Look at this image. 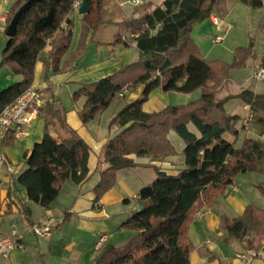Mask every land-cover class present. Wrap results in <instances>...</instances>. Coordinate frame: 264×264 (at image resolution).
Here are the masks:
<instances>
[{
	"label": "trees",
	"instance_id": "1",
	"mask_svg": "<svg viewBox=\"0 0 264 264\" xmlns=\"http://www.w3.org/2000/svg\"><path fill=\"white\" fill-rule=\"evenodd\" d=\"M81 1L15 0L7 26L14 14L26 7L15 36L6 38L0 68H8L11 76L21 80L0 91V112L33 87L38 62L44 68V80L50 74L64 73L83 56L101 27L116 26L113 44L124 48L133 44L138 60L97 82L80 84L71 97L80 108L82 123L88 124L112 103L125 102V93L142 89L139 98L126 103L110 121L109 127L119 132L103 147L101 159L107 167L99 171V181L92 190L93 203L97 204L114 187L117 172L137 166L129 158L132 155L151 162L180 155L183 163L176 174L153 166L155 179L139 190L137 208L118 229L132 232V237L121 247L109 246L95 264H189L194 249L187 237L189 224L195 215L211 208L239 175L260 176L262 181L255 188L264 198V94L248 88L232 97L216 99L218 88L229 81L230 72L245 67L253 46L236 48L231 64L201 57L191 38L192 28L211 16L223 20L229 12L228 0H163L159 5L141 7L133 17L119 21L105 18L111 0H86L89 12L80 18L81 37L74 51L69 52L71 15L76 10L75 3ZM238 1L251 9L262 7L260 0ZM157 89L183 95L200 92V98L145 113L142 106ZM232 99L249 107V124L258 129L257 138L239 139L249 124L243 126V117L227 112L225 106ZM41 113L45 121L43 137L24 154V170L16 183L24 189L28 202L48 210L63 183L81 185L88 179L90 150L66 124V110L54 97ZM55 126L66 131L67 136L54 138L50 129ZM170 132L182 141L181 152L170 142ZM12 142L9 136L3 145ZM23 212L27 217L26 206ZM67 218L64 212L62 222ZM221 229L226 233L225 242L236 241L255 250L264 239V207L250 205L240 217H222Z\"/></svg>",
	"mask_w": 264,
	"mask_h": 264
},
{
	"label": "crops",
	"instance_id": "2",
	"mask_svg": "<svg viewBox=\"0 0 264 264\" xmlns=\"http://www.w3.org/2000/svg\"><path fill=\"white\" fill-rule=\"evenodd\" d=\"M128 1L126 0L125 2L128 3ZM141 1L145 6L148 4L155 6L159 5L163 0ZM260 1L262 8L251 9L238 0H228L229 13L227 19L221 20L222 23L227 22L226 24H228L230 22L232 25L236 24L237 21L235 20L240 19L239 16L235 15L234 19H231L230 16L232 10L237 8L238 12L244 17V20H242L245 21L246 19L248 27L252 23H256L261 26L264 32V22L261 23L262 17L258 18L257 15L264 10V0ZM14 2L15 0H0V34H4L2 35L4 42H6L7 38L5 36L7 18ZM122 3L121 0H111L106 7L110 11H115L114 13L118 20L124 17H133L136 14L134 13L135 7H133L131 12L126 13L121 7ZM238 6H244L245 9ZM208 20L212 23L210 18ZM231 24L228 25L232 27ZM112 28L106 34V40L97 39L94 36L93 42L88 44L87 51L81 57V59L86 58L85 61L82 60L79 63L77 61L72 68L64 73L50 74L49 78L44 80L42 64L38 62L35 66L33 87L45 91L49 96V101L54 97L55 101L65 108L66 124L89 147L88 179L81 185H75L70 181L63 183L59 195L50 209L44 210L39 207L41 213L37 218H34L33 211L38 205L28 202L24 189H14L13 185L16 183V177L24 170V154L30 151L33 145L40 142L43 137L45 121L41 111L30 126L26 138L22 140L13 139L10 145L2 144V151L6 156L7 165L13 167L15 173L9 174L7 166L2 175L0 234L4 236L10 235L11 226L14 225L15 221H22L23 227L19 231L23 233L22 242L24 247L22 250H14L7 260H0V264H95V260L101 252L109 247L103 249L110 239H114L119 234L120 237L117 241H119L121 247L132 237V232L118 229L137 208L135 199L139 190L143 186L152 183L155 179L153 166L159 167L168 174H176L182 168L183 162L180 155L166 158L160 162H151L149 158H137L132 155L129 158L133 159L137 166L117 172L114 187L105 193L97 204L93 203L94 195L92 190L99 181V171L107 167L101 159L103 147L110 138L119 132L118 128L109 127L110 121L126 103L138 99L142 89L137 88L132 92L125 93V102L122 104L112 103L106 111L88 124L82 123L79 117L80 108L69 100L62 103L57 91L66 89L69 92V98H71L73 92L77 90L80 84L97 82L114 74L123 66L138 60V51L133 44L129 48L113 44L118 28L114 25ZM125 35L127 34L124 33ZM250 44L253 46L252 55L246 62L245 67H250L253 73L257 69L264 68L261 67L264 59V49H260L257 52L255 44ZM74 49H71L70 46L69 52L74 51ZM100 50H103V52L101 53ZM87 54H89L88 58ZM42 55L44 56L45 53ZM6 70L8 80H13L15 83L21 80L20 77L11 76L8 68ZM252 73L248 81H253L251 78ZM255 83L257 82L255 81ZM244 89L246 88H242V90ZM249 89L256 94H263L255 89ZM199 98L200 92L183 95L163 93L160 89H157L150 94L147 102L143 104L142 110L145 113H155L162 111L168 106L186 105ZM225 107L231 115L244 116L246 106L243 104H241V112L239 114L233 108L228 109L227 104ZM50 133L56 139H62L67 136V132L59 126L51 128ZM251 133L257 135L258 129L256 127L252 130L246 129L241 134L246 137L245 135ZM262 139H264V136ZM181 150L182 148L176 149L177 152H181ZM20 158L22 162L16 164V160H20ZM261 181L262 178L256 174L239 175L235 179L234 184L229 186L224 194L215 200L211 208L193 217L187 229L188 240L194 247L190 255L189 264H244L242 260L236 258V255L244 254L248 249L239 242L232 241L228 243L224 241L226 233L221 229V219L222 217L229 219L240 217L244 209L250 205L263 208L264 198L260 196L255 188ZM23 206H26L29 210L27 217H25L23 212ZM64 212L67 213V220L62 222V219H60L49 238H37L26 232L29 224L41 221L48 213L58 217L62 216ZM102 235L106 236V242L99 249H95V244ZM255 250L260 252V256L249 264H264V239Z\"/></svg>",
	"mask_w": 264,
	"mask_h": 264
},
{
	"label": "rangeland",
	"instance_id": "3",
	"mask_svg": "<svg viewBox=\"0 0 264 264\" xmlns=\"http://www.w3.org/2000/svg\"><path fill=\"white\" fill-rule=\"evenodd\" d=\"M125 1L126 0H121V2H123L121 7L124 12L129 13L133 10V6H131ZM144 6L145 4L142 5L141 7H144ZM238 7L245 9L244 6H238ZM139 8H134L135 10L134 13L139 12L138 11ZM114 12H115L114 10L110 11L108 9L106 11V17H105L106 20L108 21L118 20ZM235 15H238L240 18L238 20H235L237 21V23L232 25L229 22L228 24H231L232 27L226 24L227 22L222 23L220 25L221 32H218L217 26L212 24L208 19L202 22H199L193 26L192 31H191V38L193 39L195 45L197 46L202 58L208 61H218V62L225 63V64H231L233 62L234 50L238 47H247L248 44L253 43L255 44V50L257 52H259L260 49L261 50L264 49V32L262 31L261 26L257 25L256 23H252L250 27H248L246 23V19L245 21H243L244 17H242L240 12H238L237 8H234L232 10L231 16H230L231 19H234ZM257 15H258V18L262 17L261 23H263L264 22V10L259 12ZM227 16L228 14L225 17L226 19H227ZM71 19H72V35H71V45L70 46H71V49H74L78 45L79 39L81 37V21H80V18L78 17L77 11L71 15ZM218 20L220 21V19ZM112 27L113 25H110V24L101 27L99 31L95 33L96 38L106 40L105 39L106 34L108 33V31H110L109 29H113ZM0 35H1V38H0V56H1V52L5 45V42L3 41V38H2L3 37L2 35L4 34H0ZM217 35H223V41L220 44H213L212 38ZM87 48H88V45H87ZM87 48H86V51H87ZM100 51L101 53L103 52V50H100ZM88 57H89V54H87V58ZM85 59L86 58L81 59L80 57L78 59V63L82 60L85 61ZM251 73L252 71L250 67H244V68L232 70L230 72L229 81L222 83L221 87L218 88V91L216 93V99L220 100L221 98H223V96L232 97L234 94H237L238 92H240L242 88L248 89V87L255 89L259 93L264 94V82L255 83V81H250V80L248 81ZM6 74H7L6 68H0V91L6 88L7 86L15 83L13 80H8V78L6 77ZM57 92H58L59 98L62 103L68 102V100L70 102L72 101V99L69 98V92H67L66 89H63L61 91L58 90ZM227 107L228 109L233 108L238 114L241 112V109H240L241 104L236 99H232L228 101ZM189 127L191 130H194L192 125H190ZM253 128L254 126L252 124H249L245 129L252 130ZM245 136L250 137V138L258 137L257 135H254L252 133L245 135ZM243 137L244 135L241 134L239 139L241 140ZM168 138L177 150L183 147L182 141L178 138V136L174 132H170L168 135ZM20 162H22L21 158L20 160H16V164ZM13 188L20 189L22 187L18 185L17 183H14ZM39 207L40 206H37V208H34V211H33L34 218H37L41 213V209ZM14 225L17 226L18 230L23 227V223L20 220H16ZM119 237L120 236L118 234V236L114 237V239H110L108 243L109 245L108 244L105 245L103 249L111 245L120 247L119 245L120 243L119 241H117L119 240Z\"/></svg>",
	"mask_w": 264,
	"mask_h": 264
},
{
	"label": "built area",
	"instance_id": "4",
	"mask_svg": "<svg viewBox=\"0 0 264 264\" xmlns=\"http://www.w3.org/2000/svg\"><path fill=\"white\" fill-rule=\"evenodd\" d=\"M128 3L133 7L143 5L141 0H129ZM80 2L75 3V8L78 9ZM212 23L217 26V31H220L222 21L211 16ZM223 41V35H217L212 39L213 44H220ZM253 81H264V68L255 70L251 76ZM121 96V95H120ZM49 101L48 94L35 87H31L19 95L13 103L5 107L0 112V193L2 191L3 171L8 166L5 154L2 151L3 142L12 136L14 140H22L28 136V131L33 121L39 116L41 109ZM252 120V114L249 107H245V113L242 118V125L247 126ZM264 141V139H262ZM9 174L15 173L13 167H7ZM62 216L55 217L48 213L41 221L29 224L26 232L37 238H49L55 227L60 222ZM23 233L17 229L16 225L11 226L10 235L4 236L0 234V260H7L14 250L23 249ZM106 242V236L102 235L98 238L95 244V249H99ZM260 256L258 250H248L244 254L236 255L244 264H249L254 259Z\"/></svg>",
	"mask_w": 264,
	"mask_h": 264
},
{
	"label": "water",
	"instance_id": "5",
	"mask_svg": "<svg viewBox=\"0 0 264 264\" xmlns=\"http://www.w3.org/2000/svg\"><path fill=\"white\" fill-rule=\"evenodd\" d=\"M25 7L26 5L22 6L12 17L10 24L7 26L6 31H5V36L7 38H13L15 36L19 19ZM88 12H89V8L87 5V2L86 0H82L77 9L78 17L81 18L83 15L88 14ZM139 209H141V207H139Z\"/></svg>",
	"mask_w": 264,
	"mask_h": 264
}]
</instances>
